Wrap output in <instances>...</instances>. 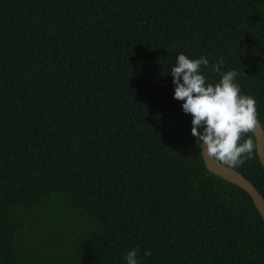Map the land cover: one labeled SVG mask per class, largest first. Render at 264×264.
<instances>
[{"label":"trees","instance_id":"obj_1","mask_svg":"<svg viewBox=\"0 0 264 264\" xmlns=\"http://www.w3.org/2000/svg\"><path fill=\"white\" fill-rule=\"evenodd\" d=\"M181 53L236 70L264 127V0H0V264H264L174 99ZM235 169L264 197L257 152Z\"/></svg>","mask_w":264,"mask_h":264},{"label":"clouds","instance_id":"obj_2","mask_svg":"<svg viewBox=\"0 0 264 264\" xmlns=\"http://www.w3.org/2000/svg\"><path fill=\"white\" fill-rule=\"evenodd\" d=\"M208 65L206 57L190 59L179 54L170 72L174 99L182 101L183 112L192 116L191 134L201 154L235 169L257 152V145L249 135L259 123L257 103L251 95L241 94L236 70L221 73L222 58L212 66L221 79L215 84L208 83L201 74V66ZM137 254L138 248L130 250L126 264H140ZM144 255L151 256V252Z\"/></svg>","mask_w":264,"mask_h":264},{"label":"water","instance_id":"obj_3","mask_svg":"<svg viewBox=\"0 0 264 264\" xmlns=\"http://www.w3.org/2000/svg\"><path fill=\"white\" fill-rule=\"evenodd\" d=\"M256 136L257 153L264 166V127L259 120V123L254 131ZM206 166L214 173L236 183L244 188L253 198L256 207L258 208L262 218L264 219V197L256 187V185L248 179L243 173L237 169H231L221 163L203 156Z\"/></svg>","mask_w":264,"mask_h":264}]
</instances>
